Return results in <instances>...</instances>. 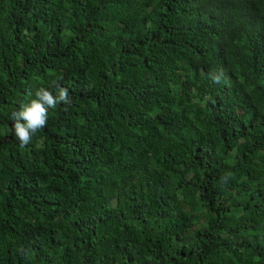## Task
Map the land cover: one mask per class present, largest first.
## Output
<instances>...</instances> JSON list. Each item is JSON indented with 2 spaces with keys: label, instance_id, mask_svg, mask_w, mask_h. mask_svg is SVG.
<instances>
[{
  "label": "trees",
  "instance_id": "trees-1",
  "mask_svg": "<svg viewBox=\"0 0 264 264\" xmlns=\"http://www.w3.org/2000/svg\"><path fill=\"white\" fill-rule=\"evenodd\" d=\"M0 264H264V0H0Z\"/></svg>",
  "mask_w": 264,
  "mask_h": 264
},
{
  "label": "clouds",
  "instance_id": "clouds-1",
  "mask_svg": "<svg viewBox=\"0 0 264 264\" xmlns=\"http://www.w3.org/2000/svg\"><path fill=\"white\" fill-rule=\"evenodd\" d=\"M52 87L57 89L56 95H53L48 88H39L34 99L22 104L18 111L11 114L15 137L21 147L27 146L33 134L46 126L50 108H56L61 102L71 103L67 88L61 87L57 81L52 82Z\"/></svg>",
  "mask_w": 264,
  "mask_h": 264
}]
</instances>
